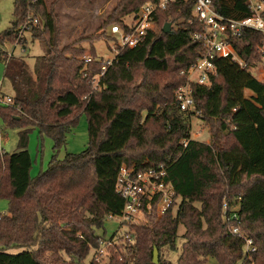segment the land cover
Instances as JSON below:
<instances>
[{"label": "trees", "instance_id": "trees-1", "mask_svg": "<svg viewBox=\"0 0 264 264\" xmlns=\"http://www.w3.org/2000/svg\"><path fill=\"white\" fill-rule=\"evenodd\" d=\"M148 1L156 0H119L104 24L124 26V18ZM211 1L227 17L249 14L247 0ZM55 4L14 0L10 25L0 32V43L26 41L19 29L28 17L36 18L29 33L43 46L34 75L21 56H11L3 72L13 103L0 105V120L20 130V142L12 153L0 148V199L7 201L6 213H0V264H154V247L156 264H207L209 259L264 264V81L249 71L259 61L260 34L245 31L232 39L245 67L216 57L208 83H191L200 111L195 115L180 109L174 96L204 51L194 39L201 26L192 0L156 11V27L135 47L118 52L96 89L90 80L100 72L99 57L80 39L61 43ZM165 23L169 32L163 31ZM86 52L92 57L88 63L82 59ZM81 114L87 120L86 147L62 158L55 152L46 170L32 177L29 130L38 128L56 150ZM193 117L208 127V142L191 138ZM145 157L164 167L175 192L173 205L162 215L145 214L146 223L128 222L126 230L109 237L118 251L107 263L94 255L86 262L90 246L105 239L96 230L122 211L114 187L120 166L138 167ZM224 201L237 206L238 222L223 218ZM228 225L238 226L256 250L245 254ZM164 247H179L174 262L161 257Z\"/></svg>", "mask_w": 264, "mask_h": 264}, {"label": "built area", "instance_id": "built-area-1", "mask_svg": "<svg viewBox=\"0 0 264 264\" xmlns=\"http://www.w3.org/2000/svg\"><path fill=\"white\" fill-rule=\"evenodd\" d=\"M178 0H156L148 1L140 6L136 14L130 15L128 21H124V26L112 24L109 28L113 35V50L116 52L112 58H99L100 72L97 73L90 83L93 89L99 85V79L112 65L118 52L125 47H135L143 37L155 25L154 15L156 11L165 9L170 4ZM192 12L200 22L201 29L194 35V39L202 42L204 51L196 61L187 70V80L180 85L174 92L176 101L180 109L188 110L195 115L200 114L194 106L191 96V83L206 84L208 78L215 72L216 66L214 59L224 57L236 63L240 67H245L244 59L235 51L232 39L239 37L245 31L257 32L260 34L256 45V52L259 55V61L253 68L262 67L264 69V1L247 0L248 15L242 18H231L215 11L211 0H192ZM36 18L28 17L19 29V37H25L24 32L30 31L36 23ZM26 39V38H25ZM24 40H16L13 48H3L0 51V58L5 67L7 60L11 56H17L14 53L16 46H21V51L25 50ZM1 44H5L2 42ZM85 63L92 61L89 54L82 56ZM251 68V67H250ZM264 81V74L261 77ZM1 85V82H0ZM13 99L10 95L3 94L0 90V105H11ZM197 134V133H196ZM186 145V140L183 141ZM165 169L162 165H155L150 159L142 160L140 165L122 164L115 179V191L123 199L122 211L119 215L109 216L117 217L120 224L127 225L128 222H134L135 217L140 214L155 215L164 214L175 200V192L170 182L165 180ZM222 216L227 222L233 220L238 222L237 206L229 207L226 201L222 204ZM228 231L233 236L242 241V247L245 254L252 253L256 247L250 237H248L236 225H228ZM128 239V235L124 236ZM114 239H103L98 247H91L95 258L103 256L104 248L113 247Z\"/></svg>", "mask_w": 264, "mask_h": 264}, {"label": "rangeland", "instance_id": "rangeland-1", "mask_svg": "<svg viewBox=\"0 0 264 264\" xmlns=\"http://www.w3.org/2000/svg\"><path fill=\"white\" fill-rule=\"evenodd\" d=\"M14 0H0V32L6 29L10 25V20L12 16ZM52 0H46L49 3ZM55 1V11L59 14L61 23V43L65 44L73 40H79V44L87 48H94L97 56L100 58H112L115 55L113 50L114 39L113 35L110 33L108 25L104 24V21L108 19L112 10L116 6L119 0H54ZM131 16H126L124 21H128ZM156 25L153 26V29ZM106 31V32H103ZM104 33V34H103ZM26 41L24 43L25 50L21 51V46L18 45L14 49V53L17 56H21L26 63V68L33 73V65L35 58L43 53V46L38 40H32L30 33L28 31L24 32ZM85 37H90L85 38ZM5 44L0 43V51L3 48H13L14 43L4 41ZM88 54V52H86ZM251 74L259 81L263 77L264 69L262 67L249 68ZM4 66L0 58V82L2 83L1 92L3 94H11L12 90L9 87L8 81L3 80ZM251 92L247 91L246 95H250ZM0 148L4 152L12 153L18 150L17 145L20 142L19 129L16 127L4 126L3 122L0 120ZM197 133V134H196ZM191 138L199 141H209L208 127L202 124L197 117H193L191 120ZM88 141L87 133V120L85 114H81L77 123L70 127L66 134L65 142L61 147L56 150L53 149V140L45 135L39 134L38 128L33 127L28 132L27 136V150L31 156L32 167L30 175L36 176L39 172L46 170L51 156L56 152L59 158H62L67 153H78L82 151ZM150 159L145 157L144 159ZM143 159V160H144ZM0 203H4L7 206L6 201L0 199ZM0 213L6 212L1 209ZM158 216V215H157ZM134 222L136 223H146L147 217L140 214L135 217ZM126 230L125 224H120V219L106 218L103 226L96 230V233L103 236V238H109L114 233H121ZM184 227L182 225L178 228V234H182ZM179 245V244H178ZM118 247L113 251L112 247L104 248L103 256L101 258V263H107L109 257L112 254L117 253ZM179 247L177 251L170 250L167 247L161 249V257L174 262L178 256ZM93 251L90 248L89 255L86 262L92 256ZM159 258V252H158ZM207 264H217L213 259H209Z\"/></svg>", "mask_w": 264, "mask_h": 264}, {"label": "water", "instance_id": "water-1", "mask_svg": "<svg viewBox=\"0 0 264 264\" xmlns=\"http://www.w3.org/2000/svg\"><path fill=\"white\" fill-rule=\"evenodd\" d=\"M163 31L164 32H169L170 31V23H165L163 26ZM152 262L156 264L158 262V251L156 247L153 248L152 251Z\"/></svg>", "mask_w": 264, "mask_h": 264}, {"label": "crops", "instance_id": "crops-1", "mask_svg": "<svg viewBox=\"0 0 264 264\" xmlns=\"http://www.w3.org/2000/svg\"><path fill=\"white\" fill-rule=\"evenodd\" d=\"M1 86H2V83L0 85V89H1ZM247 92V91H246ZM1 204V209L4 210L5 208L7 209V206L4 205V203H0ZM6 204H7V201H6ZM7 211V210H6ZM3 213H6L5 211Z\"/></svg>", "mask_w": 264, "mask_h": 264}]
</instances>
